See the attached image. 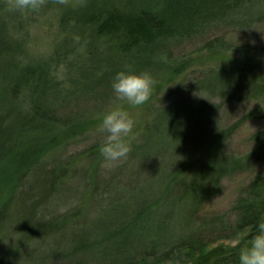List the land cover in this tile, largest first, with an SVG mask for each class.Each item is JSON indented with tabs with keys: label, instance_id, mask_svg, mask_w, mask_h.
<instances>
[{
	"label": "trees",
	"instance_id": "1",
	"mask_svg": "<svg viewBox=\"0 0 264 264\" xmlns=\"http://www.w3.org/2000/svg\"><path fill=\"white\" fill-rule=\"evenodd\" d=\"M55 4L46 0L43 7ZM38 12L0 15V222L9 204L4 196L32 184L29 173L39 171L41 185L58 193L59 187H77H68L75 170V176L82 173L77 177L83 180V203L111 213V220L102 232H108L106 240L89 236L83 243L76 237L62 264L70 256L81 264L76 257L82 252L98 255L95 264H239V247L264 221V129L249 137L251 150L242 155L227 146L246 121L264 119V61L258 59L264 58V46L254 61V45L235 46L217 33L256 27L264 18V0H77L58 14L63 39L49 59L25 64L22 43L8 30ZM206 38L199 61L174 56L175 49ZM129 70L147 71L156 82L150 99L138 107L116 101L112 89L116 74ZM80 103L86 106L79 115L59 120L60 112ZM235 103L247 110L228 123L222 111ZM117 104L135 120L132 151L103 169L100 116ZM17 107L25 117L19 126ZM86 132L96 134L97 142L79 156L53 160L51 169L47 161L40 166ZM105 173L110 175L100 183ZM241 175L250 179L229 211L202 215L205 204L224 194V182ZM240 235L239 247H205L211 238ZM0 237L1 248L7 240ZM19 254L12 246L0 254V264H16Z\"/></svg>",
	"mask_w": 264,
	"mask_h": 264
},
{
	"label": "rangeland",
	"instance_id": "2",
	"mask_svg": "<svg viewBox=\"0 0 264 264\" xmlns=\"http://www.w3.org/2000/svg\"><path fill=\"white\" fill-rule=\"evenodd\" d=\"M54 1L56 4L53 8L43 7L35 15L28 13L22 18L15 20L8 30L10 36L14 38L16 42L20 41L22 43L20 60H22V62L24 61L25 64L31 63L36 65L45 63L54 52L56 43L63 39V34L58 25V14L61 8L71 7L77 0H66L65 3H59L57 0ZM0 4V7H3L4 4V9L0 10V15L7 14L9 11L7 0H0ZM256 27H252L248 32L244 33L231 31L217 33V35H223L228 42L235 46H243L246 43L254 45L252 53V57L254 58H252V60L255 61L257 58H255L254 54L259 52L258 46H264V18L257 23ZM211 37L210 35L209 38ZM209 38L189 43L181 47L180 50L175 49L173 52L174 56L182 57L187 55L191 56L194 62L199 61L198 57L204 54V52H202L203 45ZM229 55H231V53ZM234 55L236 56L235 53ZM258 59L260 63L264 61V58L259 57ZM198 65L199 64L194 65L193 69L195 70ZM199 67L200 66H198L197 69H199ZM60 80L62 79L60 78ZM172 86H174V84H172ZM24 100L26 101L24 111L27 112L29 103L26 99ZM255 105L254 102H251L250 107L253 108ZM85 106L84 103H80L76 107H69L65 112H60L62 114L59 113V120L65 119L64 117H68L69 114L75 116L79 115ZM224 109L222 113H227L228 123L237 120V118L247 110L243 104L237 103ZM102 117L103 114L100 118ZM85 118H87V116H85ZM97 118H99V116H97ZM24 119L22 108L17 107L14 111V122L16 126H19L18 124L22 123ZM135 128L136 126H134V130ZM262 129H264V119L258 118L246 121L233 137L230 138L227 151L239 155L248 152L251 150V145L248 142L249 137ZM96 138V134L88 132L83 137L70 140L72 141L70 146H67L66 149L62 151L58 150L53 153V157L50 159L43 158L40 166H44V162L47 161L46 164L48 167L50 165L51 169V162L53 160L64 162L69 158L79 156L81 152L87 150L90 145L97 142ZM103 169H105V167ZM74 171L75 170L72 171L73 174H71L68 181V187L69 185L75 184L77 185L75 188L66 187L67 189H63L59 187L58 193H53V190L45 188L44 184L41 185L40 176L38 177L40 173H38V171L33 174L29 173L30 178L32 176L35 177V179H32V184L27 182V187H25V189L19 188L10 195V198L6 195L4 196V200L9 201V204L3 211L2 221L0 222V227L2 228V230L0 228V235L3 234V237L7 241H4L0 248V254L6 255V251H10V248L14 246L17 247L18 250L19 248L21 250V254L18 255L20 259L16 264H40L39 262L42 264H62L66 261L65 258L72 254L74 248L72 240H75L76 237L82 239L83 243L88 241L89 236L92 238L99 237V241L107 239L106 236L108 232L104 235L102 232L111 220V213L100 214L93 206H88L83 203V188L79 187V185H82L83 180L77 177L82 175V173L80 172L75 176ZM41 173L44 174V168H42ZM73 175L76 178L75 181ZM109 175V173H105V175L102 174L99 182L103 183V181H105L104 178ZM48 179L49 175L47 180ZM249 179V175H241L225 181L224 194L205 204L201 209L202 215L212 216L228 212L233 202L238 197L240 188L245 185ZM36 182H38L39 186ZM85 182L86 181H84V183ZM71 216L74 218H71ZM75 221L79 222L76 228H74V223L76 224ZM81 223H85V225H80ZM81 229L82 231L76 235L75 231ZM83 229L85 230V236H82V232L84 235ZM88 232L90 233L87 234ZM242 237L243 236L240 235L239 237L236 236L232 238L225 236L211 238L207 241L208 244H205V247L207 250H211L220 246L230 250L237 247V241L241 242ZM1 242L2 237H0V244ZM104 248L107 250L110 249V242H108V240L104 243ZM121 248L123 247L111 249L110 254L116 253L117 250ZM88 254L82 252L78 254L76 258L84 262L81 264H95L94 259L97 260L98 255ZM70 257L71 259L65 264H74V262H76L75 257ZM24 258L26 259L25 261L23 260ZM56 258L62 260L59 261ZM32 259L34 261H32ZM78 261L79 260H77V262ZM163 264L173 263L168 261Z\"/></svg>",
	"mask_w": 264,
	"mask_h": 264
},
{
	"label": "clouds",
	"instance_id": "3",
	"mask_svg": "<svg viewBox=\"0 0 264 264\" xmlns=\"http://www.w3.org/2000/svg\"><path fill=\"white\" fill-rule=\"evenodd\" d=\"M57 2L65 3L66 0ZM45 3L46 0H7L10 11L21 13L38 12ZM155 83V79L147 71H120L112 83L115 100L131 107L141 106L152 96ZM134 126V118L120 104L103 115L99 131L104 134L100 153L104 158L105 168L111 169L118 165L132 151ZM239 243L237 241L238 247ZM239 264H264V221L258 224L257 234L245 246L239 247Z\"/></svg>",
	"mask_w": 264,
	"mask_h": 264
}]
</instances>
